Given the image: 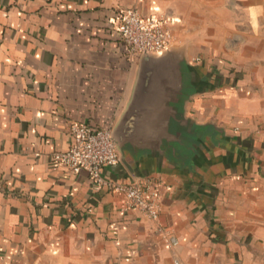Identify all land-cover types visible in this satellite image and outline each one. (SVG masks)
<instances>
[{"label": "crops", "instance_id": "obj_1", "mask_svg": "<svg viewBox=\"0 0 264 264\" xmlns=\"http://www.w3.org/2000/svg\"><path fill=\"white\" fill-rule=\"evenodd\" d=\"M128 8L167 20L170 82ZM73 121L116 130L106 179L163 183L157 219L53 159ZM0 264H264V0H0Z\"/></svg>", "mask_w": 264, "mask_h": 264}, {"label": "built area", "instance_id": "obj_2", "mask_svg": "<svg viewBox=\"0 0 264 264\" xmlns=\"http://www.w3.org/2000/svg\"><path fill=\"white\" fill-rule=\"evenodd\" d=\"M166 23L165 18L157 15L145 16L137 9H124L120 15L118 31L127 54L135 57L166 47L172 36ZM69 131L72 137L70 146L66 150L54 152L53 159L69 170H86L99 186L105 185L114 192L123 193L127 208L140 210L151 219H157L163 186L161 181L115 182L103 176L104 166L119 162L111 137L112 129L73 121Z\"/></svg>", "mask_w": 264, "mask_h": 264}, {"label": "water", "instance_id": "obj_3", "mask_svg": "<svg viewBox=\"0 0 264 264\" xmlns=\"http://www.w3.org/2000/svg\"><path fill=\"white\" fill-rule=\"evenodd\" d=\"M168 46L169 44L166 47H164L162 50L157 51V52H145L140 55L141 63L143 65L147 63L149 64L155 63L157 65L167 67V69L162 70V71L159 70L149 77L144 76L142 73L140 80H143L145 78H152L156 82H163V81L170 82V80L174 78L175 72L173 69H175L177 62H180L181 58L179 56H175L171 58L172 56L167 53ZM214 65L216 66L218 72L221 73L220 71L223 69V62L219 61L218 59H215ZM166 82H163V83L166 84ZM136 95L137 96L139 95V90H138V94ZM133 105L135 106V104H132V106ZM111 137L115 145V149L119 155V160H121V152L119 150L120 139L115 129H112Z\"/></svg>", "mask_w": 264, "mask_h": 264}]
</instances>
